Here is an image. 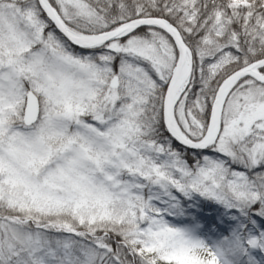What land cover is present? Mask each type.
Instances as JSON below:
<instances>
[{"label": "snow or ice", "instance_id": "snow-or-ice-1", "mask_svg": "<svg viewBox=\"0 0 264 264\" xmlns=\"http://www.w3.org/2000/svg\"><path fill=\"white\" fill-rule=\"evenodd\" d=\"M0 264H264V0H0Z\"/></svg>", "mask_w": 264, "mask_h": 264}]
</instances>
